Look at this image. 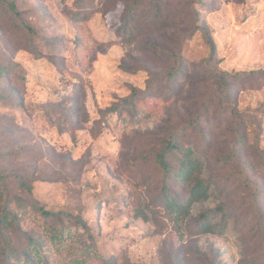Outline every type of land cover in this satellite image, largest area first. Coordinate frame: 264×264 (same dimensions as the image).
Instances as JSON below:
<instances>
[{
	"label": "rangeland",
	"instance_id": "374dc122",
	"mask_svg": "<svg viewBox=\"0 0 264 264\" xmlns=\"http://www.w3.org/2000/svg\"><path fill=\"white\" fill-rule=\"evenodd\" d=\"M174 53L182 67L170 76ZM258 69L264 0H0V214L16 216L0 229V264H18L15 251L32 237L40 264H264V75L221 76ZM133 89L150 90L141 118L109 110ZM180 127L210 196L174 223L158 154ZM185 191L172 183L180 198ZM212 209L224 227L201 231ZM62 226L71 234L51 236Z\"/></svg>",
	"mask_w": 264,
	"mask_h": 264
},
{
	"label": "trees",
	"instance_id": "16d2710c",
	"mask_svg": "<svg viewBox=\"0 0 264 264\" xmlns=\"http://www.w3.org/2000/svg\"><path fill=\"white\" fill-rule=\"evenodd\" d=\"M156 3H161L164 0H153ZM10 11L16 16L17 23L29 36L34 33V27L24 20L21 19V13L16 9V5L12 1H6ZM160 5H158L159 8ZM139 9V1H132L129 6L128 10V21L131 18H135L139 22V16L137 15V11ZM197 13V12H195ZM154 17L158 18V20L162 17L160 10H157V15ZM196 21H199L197 17ZM131 22L129 21L123 29L125 30L124 33H128V35L132 36L135 30V27L130 29ZM140 28H138L139 30ZM201 29L205 30L203 25H197L194 30ZM205 32V31H204ZM206 40L210 45L212 55L216 52V45L214 39L208 32H205ZM174 57L176 58L175 61L178 63L176 69L170 71L169 75L174 76L177 71H179L182 67V58L179 53H174ZM264 75V69L252 70L246 73H221V76H227L236 78L239 75ZM149 89H145L143 93L133 89L130 95L117 103H114L109 110H118L121 114L126 112L132 118H141L139 112L141 111V105L139 102L146 99L149 96ZM184 129V127L175 128L172 133L171 137L168 138L166 145L158 154V161L161 168V200L164 203V207L166 208V212L170 216L171 220L174 223H178L181 219L186 217L189 214L191 206L195 202L203 201L208 199L210 196V184L209 182L205 181L201 177V173L203 172V161L201 158L198 149L194 147L190 142L181 143L182 133L180 130L179 132L175 130ZM181 132V133H180ZM4 175L2 174V170L0 168V184L4 183ZM20 185L27 187L31 190V185L27 184L25 180L19 178ZM172 183H176L180 186H186L185 196L180 198L177 194L172 192ZM39 209L45 217L56 218L58 220H63L65 217H73L76 220V224L84 228H88L87 223L84 219H82L78 215H71L66 211L62 210H51L47 209L43 205H39ZM215 211L208 210L202 215V221L199 225L201 231L204 232H214L217 229H221L224 227V220L225 214L223 215V219L219 221V223H212V217L214 216ZM16 216L9 211L7 208L4 210L3 213L0 214V229L5 231L8 226H12L15 224ZM219 226V227H218ZM70 232L71 230L69 227L62 226V227H55L51 231V236L55 238L62 239L65 231ZM3 231V232H4ZM8 238L4 237L3 240L6 241ZM31 245L25 250L20 251L16 250L17 256H19V263L18 264H40L43 256L40 252L39 242L32 237ZM2 251L6 252V246H2ZM76 264H84V258L82 257L79 260L75 261Z\"/></svg>",
	"mask_w": 264,
	"mask_h": 264
}]
</instances>
